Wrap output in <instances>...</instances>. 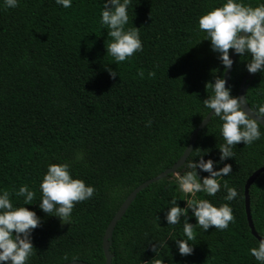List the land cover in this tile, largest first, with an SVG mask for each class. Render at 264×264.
Returning a JSON list of instances; mask_svg holds the SVG:
<instances>
[{"label":"trees","instance_id":"obj_1","mask_svg":"<svg viewBox=\"0 0 264 264\" xmlns=\"http://www.w3.org/2000/svg\"><path fill=\"white\" fill-rule=\"evenodd\" d=\"M104 3L71 0V7L64 8L56 0H17L18 6L9 8L0 0V194L8 190L19 207L24 205L16 195L21 186L35 192L33 204L24 205L40 218L31 232L34 248L26 264L104 263L102 237L109 220L133 188L178 161L210 110L203 103L212 94L206 83L215 82L213 71L223 75L225 70L198 20L226 0H130L125 30L139 28L143 49L118 64L106 49L111 37L101 22ZM249 59L236 54L227 86L234 97ZM108 68L118 72L115 79ZM153 71L155 76H149ZM245 96L250 108L264 105V72L256 73ZM221 126L213 115L177 172L194 171L187 164L201 155L214 161L215 170L230 164L231 173L217 178L219 192H199L190 199L228 204L235 222L225 230L210 226L204 231L189 209L195 240L189 242L192 253L181 255L176 240L187 239L185 219L168 225L166 214L172 198L181 208L187 199L174 174H168L140 190L117 220L108 242L110 264H152L154 259L164 264H261L250 252L259 240L248 225L244 184L264 165V127L260 139L251 145L241 141L232 148L234 157L220 161L219 147L226 143ZM51 163H68L72 178L95 188L92 198L74 205L70 223L39 207L40 183ZM196 172L209 175L199 167ZM225 181L237 189L234 200L225 199ZM249 200L255 230L262 236L264 171L250 185Z\"/></svg>","mask_w":264,"mask_h":264},{"label":"clouds","instance_id":"obj_2","mask_svg":"<svg viewBox=\"0 0 264 264\" xmlns=\"http://www.w3.org/2000/svg\"><path fill=\"white\" fill-rule=\"evenodd\" d=\"M57 4L64 8L71 7V0H56ZM130 0H105L102 10L101 22L107 26L108 37L111 41L107 44V53L115 62L125 61L134 53L142 51L143 45L139 35V28L133 27L125 30L129 21L128 6ZM5 6L17 7V0H5ZM199 29L206 32L204 39H210L213 51L220 54L224 69H229L233 61L229 56V50L234 49L241 57H250L246 67L249 73L264 72V4L259 6L246 5L237 0H226L220 7H213L200 15ZM241 32L245 35H241ZM110 76L115 79L118 72L108 68ZM213 71L214 83H206V89L211 88L212 94L203 103L210 110L214 109V115L222 121L221 133L226 141L219 147L220 161L234 157L233 146L244 142L251 145L260 139V125L264 121V105L245 110L243 105L247 103V97H234L230 95V89L225 87L226 80L223 75H216ZM139 75L143 77L144 73ZM149 76H155V72H149ZM255 114V115H252ZM147 126H151V121ZM214 161L204 160L200 156L198 162L187 164L189 169L183 175L174 172L175 180L180 190L185 194L203 192L214 196L221 189L218 177L228 176L231 171L230 164H224L219 170H215ZM68 163H51L48 165L40 183L42 198L39 207L47 214L58 216L62 223H70V217L74 205L88 200L95 193L94 186H88L79 178H72ZM199 167L209 173L202 179L198 178L196 169ZM224 189L227 192L226 200H234L238 196L235 187H229L225 181ZM17 196L24 198L25 204H33L35 192L29 190L28 185H23L16 192ZM187 207L181 208L177 204V198L169 201L171 205L166 220L168 225L180 224V217H187L188 209L192 210L197 218V224L206 231L210 226L215 229L225 230L230 222H235L232 209L228 204L214 206L207 199H188ZM24 205L14 207L10 200V192L4 190L0 194V262L6 264H26L33 253L31 232L40 224V218L36 213ZM183 232L187 239H178L176 243L181 255H190L193 248L189 242L195 240L194 225L187 219L183 222ZM15 233V235H13ZM157 246L153 245V251L157 252ZM251 255L257 261L264 264V235L258 242V247L250 249ZM65 260L68 257L65 256ZM152 264H164L161 259H154Z\"/></svg>","mask_w":264,"mask_h":264},{"label":"water","instance_id":"obj_3","mask_svg":"<svg viewBox=\"0 0 264 264\" xmlns=\"http://www.w3.org/2000/svg\"><path fill=\"white\" fill-rule=\"evenodd\" d=\"M241 35H245V33L241 32ZM236 52L234 49L230 50L229 56L233 61H235L236 58ZM233 64L232 66L227 69L224 70L223 73V78L226 80V84L225 87L227 88L228 83H229V79H230V74L233 68ZM256 75V73H249L248 70L246 71V73L244 74V76L242 77V80L240 82L239 85V90H238V97H246V89L249 86L251 80L254 78V76ZM243 107L245 108V110H248L250 107L248 105V103H246L245 105H243ZM214 115V109L213 110H209L205 116L201 119V121L197 124V126L194 128V130L191 132L190 134V138H189V142L187 144V146L185 147L183 153L181 154V156L179 157L178 161L173 164L172 166L165 168L164 170H162L161 172H159L157 175L153 176L152 178H149L143 182H141L139 185H137L135 188H133L128 194L127 196L124 198V200L122 201V203L120 204V206L117 208V210L115 211L114 215L111 217V219L109 220L103 237H102V246H103V251H104V255H105V261L102 264H110V260H111V253L109 252V247H108V242H109V238L111 236V232L112 229L114 227V225L116 224L117 220L119 219V217L121 216V214L124 212V210L126 209V207L128 206L129 202L131 201V199L140 191L142 190L144 187H146L147 185L156 182L162 178H164L165 176H167L168 174H174V172H177L178 168L181 167L186 159L188 158V156L190 155L195 141L197 139V136L200 132V130L210 121L211 117ZM255 115V114H252ZM261 125L264 127V121H261ZM264 171V165L260 166L259 168H257L256 170H254L246 179L245 184H244V197H245V211H246V217H247V221H248V225L250 227V230L252 232V234L259 240L261 238L260 235H258V233L255 230L252 218H251V213H250V200H249V187L250 185L254 182V180L259 176V174L261 172ZM63 264H90L81 260H72V261H68L65 262Z\"/></svg>","mask_w":264,"mask_h":264},{"label":"rangeland","instance_id":"obj_4","mask_svg":"<svg viewBox=\"0 0 264 264\" xmlns=\"http://www.w3.org/2000/svg\"><path fill=\"white\" fill-rule=\"evenodd\" d=\"M205 176H202V175H198V178L201 179V182H202V179L204 178ZM185 194V193H184ZM186 196V199H190V197L192 196V194H185ZM186 207H187V201H186ZM190 210L188 209V212H187V217H188V214H189ZM187 217L183 216V219H187Z\"/></svg>","mask_w":264,"mask_h":264}]
</instances>
